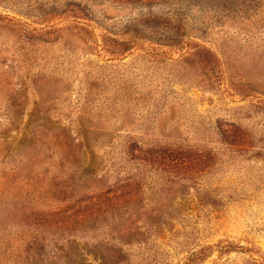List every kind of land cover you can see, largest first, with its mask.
Returning <instances> with one entry per match:
<instances>
[{
	"label": "rangeland",
	"instance_id": "1",
	"mask_svg": "<svg viewBox=\"0 0 264 264\" xmlns=\"http://www.w3.org/2000/svg\"><path fill=\"white\" fill-rule=\"evenodd\" d=\"M0 264H264V0H0Z\"/></svg>",
	"mask_w": 264,
	"mask_h": 264
},
{
	"label": "trees",
	"instance_id": "2",
	"mask_svg": "<svg viewBox=\"0 0 264 264\" xmlns=\"http://www.w3.org/2000/svg\"><path fill=\"white\" fill-rule=\"evenodd\" d=\"M178 160L180 161V160H183V157H181L180 155L178 156V159H177V162H178Z\"/></svg>",
	"mask_w": 264,
	"mask_h": 264
}]
</instances>
